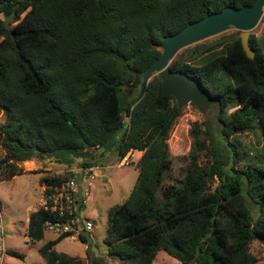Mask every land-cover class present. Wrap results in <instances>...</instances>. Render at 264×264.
Returning a JSON list of instances; mask_svg holds the SVG:
<instances>
[{
  "label": "trees",
  "instance_id": "obj_1",
  "mask_svg": "<svg viewBox=\"0 0 264 264\" xmlns=\"http://www.w3.org/2000/svg\"><path fill=\"white\" fill-rule=\"evenodd\" d=\"M251 2L0 0V174L21 171L17 162L34 155L57 154L68 163L75 157L87 166L97 161L98 147L100 155L113 150L118 156L141 148L128 195L107 207L108 254L149 264L162 247L180 264H259L249 242H264V141L251 153L230 135L250 128L264 135V31L261 49L258 36L249 33L252 57L237 34L191 43V59L171 58L172 68L196 77L219 105L211 146L198 137L205 128L190 126L193 142L179 180H162L171 175L167 138L176 100L162 91L157 73L144 84L138 75L159 55L164 34L225 4ZM203 150L210 159L200 162ZM69 175L49 173L41 182ZM246 196L257 205L255 217ZM58 217L49 208L31 209L26 234L41 238L44 220ZM66 234L38 246L47 264L81 263L54 248ZM91 261L101 264L97 256Z\"/></svg>",
  "mask_w": 264,
  "mask_h": 264
},
{
  "label": "rangeland",
  "instance_id": "obj_2",
  "mask_svg": "<svg viewBox=\"0 0 264 264\" xmlns=\"http://www.w3.org/2000/svg\"><path fill=\"white\" fill-rule=\"evenodd\" d=\"M0 16L3 14L0 12ZM264 31V21L260 18L251 28L249 33L260 35ZM239 34L238 29L229 26L224 30L207 36L201 40L203 44L213 43L215 40L222 38L230 40ZM259 48H262V41L258 36ZM192 45L181 47L174 56H181L184 59H191L194 55ZM202 45L199 46V48ZM152 75L148 77L150 79ZM125 86L124 88H127ZM131 89V86H129ZM233 107H228L227 112ZM219 105L214 100L212 103L201 110L195 104L186 102L178 108V113L170 128L167 138L168 148L172 155V164L170 168V176H164L163 182L176 181L182 178L183 165L188 158L185 156L192 144V135L189 132L190 126L196 122L204 131H200L198 137L204 141L207 146H211L217 135V113ZM125 118L126 115H124ZM3 116L0 113V121ZM209 124V126H208ZM232 136V137H231ZM232 140L237 144L247 148L251 153L263 144L264 135L260 128L244 129L230 135ZM97 163L99 167L94 169L97 175L92 179L90 193L81 206L79 213L83 218L90 219L92 222L89 228L93 244H86L76 232L73 235H65L62 239L55 242L54 248L58 251H64L73 254L81 259L80 264H92V256H97L101 260V264H128L121 259L107 253V246L104 240L107 226V207L112 203L121 201L126 197L135 182L138 167L137 159L142 152L141 148H133L128 157V162L122 165L116 163L119 157L115 151L107 150L100 155L101 147L97 150ZM3 154L0 145V156ZM70 163L60 159L57 154H46L44 156L34 155L27 160H19L18 165L22 170L11 175L5 176L0 174V219L3 224L4 245L6 250L3 255L2 264H47L44 256L39 252L38 246L47 238L56 236V233L48 228H44V234L41 238L31 239L26 234V217L30 209L39 206V200L42 196L41 176L49 173L72 172L69 170L71 166L76 168L82 167L81 159L73 157ZM79 158V157H78ZM31 159V160H30ZM200 162L210 159V156L203 150L199 156ZM103 165V166H102ZM45 166H47L45 168ZM83 168V167H82ZM80 169V168H79ZM80 172H85L81 170ZM107 172L103 178L101 174ZM86 185L84 179L81 181ZM160 193V192H159ZM248 205L253 217L258 214V208L255 202L246 196ZM88 245V255L85 246ZM16 249L23 253L20 257L10 251ZM249 249L257 256L259 264H264V242L259 238H254L249 242ZM149 264H180V260L167 251L165 248H159L152 261Z\"/></svg>",
  "mask_w": 264,
  "mask_h": 264
},
{
  "label": "water",
  "instance_id": "obj_3",
  "mask_svg": "<svg viewBox=\"0 0 264 264\" xmlns=\"http://www.w3.org/2000/svg\"><path fill=\"white\" fill-rule=\"evenodd\" d=\"M263 11L264 0H252L251 3H243L239 6L225 4L218 10L206 11L202 16L187 21L174 32L164 34L159 42L161 48L159 55L138 72L141 84H144L150 75L157 73L161 80L162 91L174 96L178 108L183 103L189 102L204 110L215 100V97L196 77L181 69L172 68L171 58L181 47L216 34L229 26L238 29L243 49L252 57L255 50L249 43V31L261 18ZM80 189L81 186L78 184V197ZM80 232L85 235L86 244H93L89 229L83 228Z\"/></svg>",
  "mask_w": 264,
  "mask_h": 264
},
{
  "label": "built area",
  "instance_id": "obj_4",
  "mask_svg": "<svg viewBox=\"0 0 264 264\" xmlns=\"http://www.w3.org/2000/svg\"><path fill=\"white\" fill-rule=\"evenodd\" d=\"M132 150L133 148L131 147L123 155L119 156L116 163L119 165L127 163ZM82 167L68 168L69 170L76 171L74 173L70 172L67 178L58 182H43L39 206L55 210L60 216L56 219L46 218L43 222L44 228H48L56 234L67 233V235H73L74 232L78 234L83 228H91V220L83 218L79 210L90 193L92 179L97 175L94 169L99 167V165L93 163ZM82 169L85 170L84 173L80 172ZM83 179L86 181V185L81 182ZM78 184L81 186L79 197ZM78 200H80L81 206L78 205ZM3 233L4 228L0 219V264H2L3 255L6 250Z\"/></svg>",
  "mask_w": 264,
  "mask_h": 264
},
{
  "label": "crops",
  "instance_id": "obj_5",
  "mask_svg": "<svg viewBox=\"0 0 264 264\" xmlns=\"http://www.w3.org/2000/svg\"><path fill=\"white\" fill-rule=\"evenodd\" d=\"M24 160H27V159H24ZM31 160V159H30ZM47 166H45V168H46ZM72 167V166H71ZM106 174H107V172H103L102 174H101V176L104 178L105 176H106ZM42 186V185H41ZM31 210V209H30ZM29 210V211H30ZM27 220H28V215H27V217H26V225H27ZM54 237V236H53ZM52 238V237H51ZM54 245H55V243H54Z\"/></svg>",
  "mask_w": 264,
  "mask_h": 264
},
{
  "label": "clouds",
  "instance_id": "obj_6",
  "mask_svg": "<svg viewBox=\"0 0 264 264\" xmlns=\"http://www.w3.org/2000/svg\"><path fill=\"white\" fill-rule=\"evenodd\" d=\"M42 184H43V183H41V185H42ZM40 190L42 191V186H41ZM36 207H38V206H36ZM36 207H35V208H36ZM43 228H44V227H43ZM86 229H87V228H86ZM54 233H55V232H54ZM56 235H58V234H56ZM66 235H67V234H66Z\"/></svg>",
  "mask_w": 264,
  "mask_h": 264
}]
</instances>
